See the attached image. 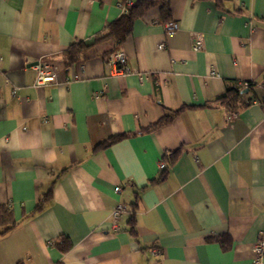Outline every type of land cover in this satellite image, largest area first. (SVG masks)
Returning a JSON list of instances; mask_svg holds the SVG:
<instances>
[{
  "label": "crops",
  "instance_id": "obj_1",
  "mask_svg": "<svg viewBox=\"0 0 264 264\" xmlns=\"http://www.w3.org/2000/svg\"><path fill=\"white\" fill-rule=\"evenodd\" d=\"M120 3L0 0V205L15 222L0 225V264H264L253 250L264 237V104L253 102L264 96V0H171L172 35L159 7L133 22L120 49L131 72L110 73L106 42L66 65L64 50L93 43ZM38 61L56 81L35 86ZM232 80L254 86L228 122L215 100Z\"/></svg>",
  "mask_w": 264,
  "mask_h": 264
},
{
  "label": "trees",
  "instance_id": "obj_2",
  "mask_svg": "<svg viewBox=\"0 0 264 264\" xmlns=\"http://www.w3.org/2000/svg\"><path fill=\"white\" fill-rule=\"evenodd\" d=\"M132 1V4L127 5V10L123 11L122 15L115 19L114 21L107 24L100 32L95 36L93 43H88L87 41L80 40L77 42L71 43L65 50L63 54V60L66 65L76 64L82 59L89 58L93 51V47L102 42L109 43V50L106 52L105 56L108 54L121 49L126 38L130 35L132 31V25L135 19L144 15L148 10L153 7H159L163 18L170 20V1L171 0H120L121 3L127 4V2ZM237 80H232L228 82L226 86V91L223 95L218 97L215 101L223 104L228 110H239L241 107L249 104L251 100H244L243 94L244 89L238 86ZM254 86L253 82H248V88L252 89ZM186 106H183L176 110L166 109V113L158 121L152 123L146 127H143L140 132L151 131L160 125L168 122L175 114L182 111ZM129 133L118 134L112 136L110 139L102 142L101 146H106L109 143L118 141L119 139L128 136ZM167 168H164L162 174L157 179L163 180L166 177ZM51 190L46 194L47 197H50ZM46 199V198H45ZM43 201L40 199L36 206V209L42 208ZM135 215H132L130 223L134 225ZM15 224L13 218L12 210L7 206L0 205V225L5 227L1 231L2 233L7 232ZM134 226H132V231L134 232ZM219 238V237H217ZM221 240V238L219 239ZM56 245L60 248L61 251L65 252L71 247V242L66 236H61L56 241ZM23 264V263H19Z\"/></svg>",
  "mask_w": 264,
  "mask_h": 264
},
{
  "label": "built area",
  "instance_id": "obj_3",
  "mask_svg": "<svg viewBox=\"0 0 264 264\" xmlns=\"http://www.w3.org/2000/svg\"><path fill=\"white\" fill-rule=\"evenodd\" d=\"M132 4V1L127 2V4L120 3L122 6L123 11L127 10V5ZM179 24L177 21L172 20L166 24V34L172 35L176 30H178ZM192 46L194 50H201L204 46V36L200 32H195L192 36ZM160 47H164V44L161 43ZM106 68L110 71L112 75H120L126 74L132 71L129 66V61L126 53L122 50H118L111 54L106 59ZM37 75L35 80V86H41L48 82L56 81L57 79V70L55 65L38 61L34 65ZM238 86L240 88H245L248 86L247 81H239ZM253 102L263 103L264 104V96L261 100H254ZM238 115V110H229L226 119L228 122L232 121ZM166 166V163L161 160L160 161V169L163 170ZM121 186H116L115 191L120 193ZM128 211V206L122 200L119 201L112 209L111 212V220H112V227L117 229L119 227L120 218ZM253 250L255 252V261L260 263L264 257V237H261L257 240L254 244ZM152 252L154 254H158L160 252L159 248H152Z\"/></svg>",
  "mask_w": 264,
  "mask_h": 264
},
{
  "label": "rangeland",
  "instance_id": "obj_4",
  "mask_svg": "<svg viewBox=\"0 0 264 264\" xmlns=\"http://www.w3.org/2000/svg\"><path fill=\"white\" fill-rule=\"evenodd\" d=\"M118 50H120V49H118ZM118 50H116V51H118ZM116 51H114V52H116ZM114 52L108 54V55L105 57V60H106L111 54H113Z\"/></svg>",
  "mask_w": 264,
  "mask_h": 264
},
{
  "label": "water",
  "instance_id": "obj_5",
  "mask_svg": "<svg viewBox=\"0 0 264 264\" xmlns=\"http://www.w3.org/2000/svg\"><path fill=\"white\" fill-rule=\"evenodd\" d=\"M244 91H247V90H244Z\"/></svg>",
  "mask_w": 264,
  "mask_h": 264
}]
</instances>
